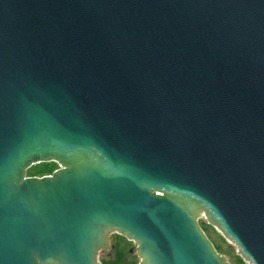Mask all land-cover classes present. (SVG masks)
<instances>
[{
	"label": "water",
	"instance_id": "obj_1",
	"mask_svg": "<svg viewBox=\"0 0 264 264\" xmlns=\"http://www.w3.org/2000/svg\"><path fill=\"white\" fill-rule=\"evenodd\" d=\"M200 213L264 264V0H0V264H229Z\"/></svg>",
	"mask_w": 264,
	"mask_h": 264
},
{
	"label": "rangeland",
	"instance_id": "obj_2",
	"mask_svg": "<svg viewBox=\"0 0 264 264\" xmlns=\"http://www.w3.org/2000/svg\"><path fill=\"white\" fill-rule=\"evenodd\" d=\"M41 165H48L53 168V171L59 170L60 166L59 164L55 162H46V163H39L31 166L27 171H26V176L30 175L28 174L30 171L33 169H36L38 166ZM32 177V176H28ZM36 177H41V176H36ZM198 226L201 228L203 233L206 235V237L209 239V241L212 243L214 248L217 249V253L221 255L222 257L225 258L229 262V264H235L234 263V258L235 256H239L238 254V249L236 246H234L229 240L224 238L222 233L215 227L209 225L205 219H204V214H201V218L197 221ZM115 239H120L123 240V245L131 252L136 248V245L133 241H129L126 239L124 236H121L116 233H111L109 235V245L110 249L107 252H100L99 253V260L104 257L105 255L109 254L112 244L114 243ZM133 254V253H132ZM134 255V254H133ZM135 256V255H134ZM240 257V256H239ZM241 258V257H240ZM242 259V258H241ZM243 260V259H242ZM244 261V260H243ZM246 264H249L248 262L244 261Z\"/></svg>",
	"mask_w": 264,
	"mask_h": 264
},
{
	"label": "trees",
	"instance_id": "obj_3",
	"mask_svg": "<svg viewBox=\"0 0 264 264\" xmlns=\"http://www.w3.org/2000/svg\"><path fill=\"white\" fill-rule=\"evenodd\" d=\"M53 168L48 165L38 166L36 169L30 171L28 176H44L51 175ZM123 240L115 239L112 244L109 254L105 255L100 259L101 264H139V259L134 256L124 245ZM217 251V249L215 248ZM235 264H246L239 256L234 258Z\"/></svg>",
	"mask_w": 264,
	"mask_h": 264
},
{
	"label": "bare ground",
	"instance_id": "obj_4",
	"mask_svg": "<svg viewBox=\"0 0 264 264\" xmlns=\"http://www.w3.org/2000/svg\"><path fill=\"white\" fill-rule=\"evenodd\" d=\"M201 214H202V213L199 214V217H200V218H201ZM200 218H199V219H200Z\"/></svg>",
	"mask_w": 264,
	"mask_h": 264
}]
</instances>
